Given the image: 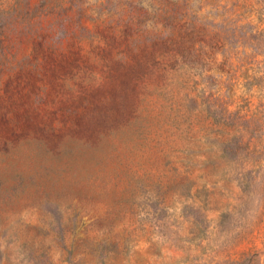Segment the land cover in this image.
Segmentation results:
<instances>
[{
  "label": "rangeland",
  "instance_id": "obj_1",
  "mask_svg": "<svg viewBox=\"0 0 264 264\" xmlns=\"http://www.w3.org/2000/svg\"><path fill=\"white\" fill-rule=\"evenodd\" d=\"M0 264H264V0H0Z\"/></svg>",
  "mask_w": 264,
  "mask_h": 264
}]
</instances>
